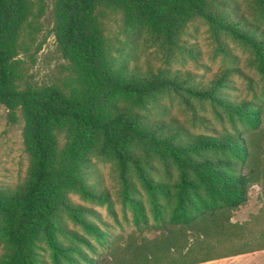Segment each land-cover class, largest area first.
<instances>
[{"label": "trees", "instance_id": "trees-1", "mask_svg": "<svg viewBox=\"0 0 264 264\" xmlns=\"http://www.w3.org/2000/svg\"><path fill=\"white\" fill-rule=\"evenodd\" d=\"M242 1L54 0L58 50L78 67L67 84L38 85L27 81L21 55L34 42L44 0H0V105L12 118L23 112L31 159L26 181L0 190V264H47L41 254L45 248L52 264L91 262L79 244L84 237L69 228L68 220L100 235L87 217L92 209L71 198L80 194L108 202V194L89 183L94 158L114 165L121 199L141 230L151 227L142 190L153 220L163 227L195 228L208 215L248 201L250 186L264 183V158L245 172L256 158L242 135L194 133L177 119L152 117V109L162 110L163 98L177 97L188 105L195 99L201 106L209 103L217 117L258 131L263 108L224 91L231 70L202 84L191 72L132 66L122 50L113 55L107 36L108 22L121 16L126 27L144 30L148 42L169 52L180 47L187 25L201 19L222 52H229L225 39L250 49L249 62L264 91V0H245L251 1L253 19ZM153 160L167 172L166 180L153 173ZM119 264H136V259Z\"/></svg>", "mask_w": 264, "mask_h": 264}, {"label": "rangeland", "instance_id": "rangeland-1", "mask_svg": "<svg viewBox=\"0 0 264 264\" xmlns=\"http://www.w3.org/2000/svg\"><path fill=\"white\" fill-rule=\"evenodd\" d=\"M53 3L54 0H44V14L35 25L34 42L31 43L29 53L21 55L27 70L26 79L33 84H67L69 78L75 76L78 67L74 62L65 59L58 50L57 39L53 33ZM241 6L247 16L253 19L251 1L243 0ZM260 21L264 27V19ZM107 36L113 55L119 56L118 51L122 50L132 66L140 65L145 68L151 65L173 72H191L197 82L202 84L208 83L222 71L231 70V80L224 91L238 98L248 99L253 107H262L264 111L263 85L260 75L250 65V49L225 39L229 52H222L213 40L208 26L201 19L187 25L180 47H174L169 52L148 42L144 30H131L126 27L121 16L108 22ZM191 105L177 97L163 98L161 107L159 106L162 110L152 109V117L177 119L194 133L227 131L242 135L256 158L246 167L245 172L255 167L257 160L264 158V112L261 128L253 132L248 131L247 126L242 123L217 117L207 102L201 106L192 99ZM25 124L22 111L12 118L10 111L0 105V190L18 188L28 178L31 159L25 146ZM61 140H65L64 135ZM153 163L156 177L166 180L167 172L156 160ZM93 164L89 183L99 191L107 193L109 200L94 202L80 194H71L75 202L92 209L91 215L87 217L100 234L68 220L69 228L84 237L85 240L79 244L91 259V262L80 260L79 264H119L120 261L129 259H136V264H179L209 256L217 258L226 255H240L243 258H239L236 264H247L246 254L264 248L263 182L250 186L249 199L240 208L220 212L216 217L208 215L195 228L157 226L150 212L148 196L142 190L141 198L149 212L151 227L141 230L133 223V211L121 199V185L114 165L97 158L93 159ZM41 254L47 264H52L49 249L41 250ZM162 254L163 257L157 262L155 257ZM226 261L223 263L232 264V260Z\"/></svg>", "mask_w": 264, "mask_h": 264}, {"label": "crops", "instance_id": "crops-1", "mask_svg": "<svg viewBox=\"0 0 264 264\" xmlns=\"http://www.w3.org/2000/svg\"><path fill=\"white\" fill-rule=\"evenodd\" d=\"M263 254V255H261ZM247 258V264H264V249L263 250H256L253 253L246 254ZM260 256V257H259ZM239 258H243L239 256H230V257H224L221 259L208 261L201 264H224L223 262H227L226 260H232V264H236V262H239ZM225 260V261H224Z\"/></svg>", "mask_w": 264, "mask_h": 264}]
</instances>
